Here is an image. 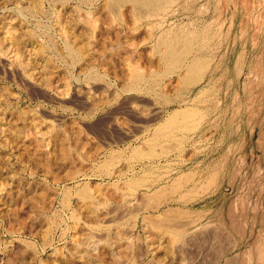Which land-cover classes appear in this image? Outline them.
Wrapping results in <instances>:
<instances>
[{
	"label": "rangeland",
	"instance_id": "obj_1",
	"mask_svg": "<svg viewBox=\"0 0 264 264\" xmlns=\"http://www.w3.org/2000/svg\"><path fill=\"white\" fill-rule=\"evenodd\" d=\"M107 1L0 0V264H264V0H171L141 21ZM180 30L199 37L189 61L210 64L194 87L155 52ZM186 107L195 127L162 138ZM169 211L186 212L184 241L149 226H176Z\"/></svg>",
	"mask_w": 264,
	"mask_h": 264
},
{
	"label": "bare ground",
	"instance_id": "obj_2",
	"mask_svg": "<svg viewBox=\"0 0 264 264\" xmlns=\"http://www.w3.org/2000/svg\"><path fill=\"white\" fill-rule=\"evenodd\" d=\"M87 1H92V0H87ZM123 1V0H122ZM122 1H120V2H122ZM128 1H130V4H132V8H131V12L130 13H132L133 12V14H134V16H133V18H136L137 20H140L141 21V19H145V18H148V17H151V18H155V17H158L159 18V16L162 18H164V16H162L163 14H166L167 12H169V10L171 9L170 7H172V6H168L169 4L171 5V3L173 2V1H171V0H128ZM127 1V2H128ZM175 1V0H174ZM176 1H178V0H176ZM108 2V7H107V9L109 8V9H112L113 11H114V13H115V7L116 8H118L119 9V7H117V3L119 2L118 0H108L107 1ZM126 1H124V3H127ZM174 4V3H173ZM172 4V5H173ZM119 6V5H118ZM117 9V10H118ZM183 9L184 10H186V11H193V10H191V8H189L188 6H184L183 5ZM109 11H111V10H109ZM112 12V11H111ZM127 12V11H126ZM194 12V11H193ZM113 13V14H114ZM162 13V14H161ZM174 13V12H173ZM121 13L119 14V12H117V13H115V15L113 16L114 18H115V20H121ZM168 16H169V13H168ZM112 17V18H113ZM167 17V16H166ZM113 18V19H114ZM150 18V19H151ZM112 19V20H113ZM136 19H135V21H136ZM143 19V20H144ZM147 20V19H146ZM145 20V21H146ZM162 20V19H161ZM139 21V22H140ZM151 21V20H150ZM149 22V21H148ZM138 23V22H137ZM145 23V22H144ZM158 23V22H157ZM189 23V22H188ZM159 25V27H161L163 24L161 23V24H158ZM153 26H155V25H153ZM150 27V26H149ZM148 27V28H149ZM189 27V26H188ZM158 28V27H157ZM186 29V28H185ZM194 29V28H193ZM209 29V28H208ZM210 29H211V27H210ZM154 30H155V28H154ZM184 30V29H183ZM192 30V29H191ZM205 30V29H204ZM182 30H180V32H176L175 34H172V33H170V32H168V31H165L164 33L162 32L161 33V36L157 39V41H155L156 42V44L155 45H157V47L155 48L156 50H155V52H157V54H158V56L160 57V61L164 64V68H165V71H167V72H171V73H176L177 74V77L179 76V77H182V83H183V85L186 87V88H189V87H191V86H193L194 87V85H196V84H198V83H200V82H202L203 81V79L205 78V75L207 74V71L209 70V67H210V64L209 63H206L207 61L205 60V62H204V60L203 59H195V58H193V60L192 61H189V59H188V57L190 56V54L193 52V49H194V45H196V43L199 41H197V38L199 39V37H198V35H196L194 32L195 31H193V32H188V33H184V32H181ZM209 31L210 30H208L207 32L209 33ZM214 31V30H213ZM196 32H198V31H196ZM205 33V32H204ZM208 33H206L207 35H209ZM201 35V34H200ZM205 35V34H204ZM215 34L214 33H212V37L214 36ZM9 36V35H8ZM217 36V35H216ZM215 36V37H216ZM207 37V36H206ZM214 37V38H215ZM201 38H203V36L201 37ZM204 39V38H203ZM207 39H208V37H207ZM207 39H205V41L207 40ZM212 39V38H211ZM211 39H210V41H211ZM202 40V39H201ZM209 40V39H208ZM204 41V40H203ZM204 41V42H205ZM65 42V41H64ZM63 42V43H64ZM204 42H201V44L202 43H204ZM66 43V42H65ZM199 43V42H198ZM197 43V44H198ZM209 43V42H208ZM71 44V43H70ZM67 45V48H68V51H69V53H73V48H71L70 47V45H68V44H66ZM199 46V45H198ZM201 46L202 45H200L199 47H200V49H202L201 51H203V49L205 48H201ZM203 46H204V44H203ZM197 47V45L195 46V48ZM197 49V48H196ZM199 49V48H198ZM197 49V50H198ZM205 50V49H204ZM196 51V50H195ZM200 51V52H201ZM154 52V53H155ZM199 52V51H198ZM69 53H68V55H69ZM74 54V53H73ZM152 54V53H151ZM155 56V55H154ZM192 56H194V54L192 55ZM196 57V56H195ZM204 57V56H203ZM156 58H158V57H156ZM201 58V57H200ZM208 59H210L209 57H208ZM70 60V59H69ZM78 60V59H77ZM71 61V60H70ZM75 62V61H74ZM211 63V62H210ZM134 64V63H133ZM161 65V67H162V64H160ZM134 65H132L131 64V66H129L131 69H130V75H129V79H128V87L129 88H131L130 90H132V89H136L135 91H140V90H142V88L140 89V90H138V88H139V83H142L143 81H144V79L146 78L145 77V75H144V73L143 72H141L140 70H136L135 69V67H133ZM159 69V68H158ZM182 70H186L187 71V73L183 76L182 74H181V71ZM164 71V70H163ZM153 72H154V70H153ZM161 72V71H160ZM159 71L157 72V73H160ZM183 72V71H182ZM150 73V72H149ZM166 73V72H165ZM171 73H170V77H171ZM155 74L156 73H152V76L154 75L155 76ZM161 74H163V73H161ZM166 74H168V73H166ZM150 75H151V73H150ZM150 75H149V79L151 78L150 77ZM160 75V74H159ZM158 75V76H159ZM164 75V74H163ZM153 76V77H154ZM169 76V75H168ZM161 77V76H160ZM164 76H162L161 78H163ZM155 78H156V76H155ZM154 78V79H155ZM158 79H159V77H157ZM160 78V79H161ZM157 80V79H156ZM142 81V82H141ZM176 81H178V80H176ZM146 81H144V83H145ZM154 82H155V80H154ZM163 82V81H162ZM158 83V82H157ZM160 83V82H159ZM182 83H180V85L182 84ZM146 84H149V82L148 83H146ZM150 84H152V83H150ZM156 85V84H155ZM158 85V84H157ZM150 86V85H149ZM126 87V86H125ZM127 87V88H128ZM154 87V86H153ZM156 88H157V86H155ZM159 88V87H158ZM184 88V87H183ZM151 89V88H150ZM154 89V88H153ZM188 90V89H187ZM143 91V90H142ZM150 91V90H149ZM153 91V90H152ZM208 91V90H207ZM206 91V92H207ZM137 92V93H138ZM148 92V91H147ZM151 92V91H150ZM153 92H158V91H153ZM153 92H151V93H153ZM205 92V93H206ZM161 93V92H160ZM179 93V92H178ZM204 93V91H202V92H200V94L201 95H204L203 94ZM147 94V93H146ZM153 94H159V93H153ZM162 94V93H161ZM147 95H149V94H147ZM178 95V94H177ZM164 96H166V94L165 95H163L162 97L164 98ZM175 96V95H174ZM184 95H182V97H183ZM180 96H178V98H179ZM198 97V96H197ZM166 98V97H165ZM168 98V97H167ZM171 98V97H170ZM172 98H174V97H172ZM199 98H200V96H199ZM177 99V98H176ZM175 99V102L177 101V100H179V99H177L176 100ZM180 99H181V97H180ZM156 100V99H155ZM183 100V99H182ZM185 100V99H184ZM196 100H198V99H196ZM196 100H194V101H196ZM165 101H167L166 99H165ZM164 101V102H165ZM174 102V101H173ZM167 103V105H168V102H166ZM182 104V103H181ZM199 105V104H198ZM193 106V105H192ZM194 107V106H193ZM197 108V107H196ZM194 111V109L193 108H190V107H186V108H181V109H176V110H174V111H172L170 114H169V116L167 117V119L165 120V122L160 126V130L158 131V132H160V134H161V137H162V135H164V136H166V135H168V134H172V132L174 131V130H181V129H183L184 131H182V132H185V131H187L188 132V130L190 129V128H192V127H195V126H193V125H195V123H196V121L193 123H189L188 121H190V119H194V116H195V111ZM199 111V110H198ZM204 111V110H203ZM200 113V112H199ZM202 113V112H201ZM193 117V118H192ZM189 119V120H188ZM156 121V120H155ZM198 121V120H197ZM200 122H201V119H200ZM199 123V122H198ZM197 124V123H196ZM157 129H159V128H157ZM157 131V130H156ZM54 132V131H53ZM155 132V131H154ZM191 132V131H190ZM55 133V132H54ZM176 133H177V131H176ZM158 134V133H157ZM182 134V133H181ZM175 135V134H174ZM153 136H155V135H153ZM159 136V134L155 137V138H153V140L154 141H156V142H158V139H157V137ZM170 137H171V140L173 139V138H175L173 135V138H172V136L171 135H169ZM176 136H178V135H176ZM185 136V135H184ZM184 136H182V137H184ZM167 137V136H166ZM151 138V139H152ZM163 138V137H162ZM186 138V137H185ZM151 139H148L149 141L151 140ZM165 139V138H164ZM167 139V138H166ZM166 139H165V141H166ZM170 139V138H169ZM169 139H167V140H169ZM153 140H152V142H153ZM161 140V139H160ZM179 140V139H178ZM147 141V140H146ZM163 141V140H162ZM182 141V140H181ZM167 142V141H166ZM149 143H151V141L149 142ZM146 144V143H145ZM157 144H159V143H157ZM178 144V143H177ZM148 145V144H147ZM171 146V145H170ZM149 147V146H148ZM150 147L151 148H156L155 146L153 147V146H151L150 145ZM174 147V146H173ZM147 148V147H146ZM158 148V147H157ZM140 148H138V150H139ZM164 149H166V148H164ZM137 150V149H136ZM161 150V149H160ZM70 151V150H69ZM141 151V150H140ZM147 151V150H146ZM163 153H164V151L163 150H161ZM149 153H151L150 151H148ZM161 152V153H162ZM157 153H158V150H157ZM136 155H139L140 153H139V151H137L136 153H135ZM148 154V153H147ZM151 154H156V153H151ZM150 154V155H151ZM159 154H160V152H159ZM122 155V154H121ZM133 155H134V153H133ZM149 155V154H148ZM156 155H158V154H156ZM161 155V154H160ZM120 156V155H119ZM140 156V155H139ZM146 156V155H145ZM145 156L143 157L142 155H141V158L143 157V158H145ZM153 156H155V155H153ZM162 156V155H161ZM138 157V156H137ZM118 158V157H117ZM116 158V159H117ZM142 158V159H143ZM152 158V157H151ZM154 158V157H153ZM130 159V158H129ZM139 159V158H138ZM137 159V160H138ZM108 160V159H107ZM118 160V159H117ZM132 160V159H131ZM133 160H135L134 158H133ZM115 161V160H114ZM149 161V160H148ZM113 162V161H112ZM135 162V161H134ZM175 162V161H174ZM106 163H108V162H106ZM169 163H171V162H169ZM138 164V163H137ZM110 165H112V164H110ZM109 164H107V166H110ZM131 165V164H130ZM104 166H105V164L103 165V168H104ZM106 166V167H107ZM168 167V166H167ZM108 168V167H107ZM106 168V169H107ZM171 168V167H170ZM155 169V168H154ZM165 170H167V168L165 169ZM152 171V170H151ZM190 172V171H189ZM159 173H160V171H159ZM187 173V172H186ZM146 174V173H145ZM184 175V174H183ZM149 176V175H148ZM153 176V175H152ZM145 177V176H144ZM161 177V176H160ZM159 177V178H160ZM182 177V176H181ZM179 178V177H178ZM177 178V180H174V183H173V186L170 188V190H172L173 188H174V191H177L178 190V187L180 188L181 186L182 187H184L185 185L183 184V183H186V182H190V180L192 179L191 178V176L190 175H184V177L183 178H179L178 179ZM157 179V178H156ZM162 179V178H161ZM137 181H139V179L137 180ZM137 181H131L130 183H128V185H130V190H136V189H134L133 187L136 185V186H138V182ZM149 182V181H148ZM127 183V182H126ZM138 183V184H137ZM141 183H143L142 181H141ZM144 183H145V180H144ZM187 183V184H188ZM184 185V186H183ZM140 186H142L141 184H140ZM139 186V187H140ZM128 187V186H127ZM139 187H137V188H139ZM167 187H169V186H167ZM81 189H83V188H81ZM81 189H79V190H81ZM85 189H87V188H85ZM140 189V188H139ZM163 189H166V188H163ZM78 190V191H79ZM84 190V189H83ZM67 191V190H66ZM70 191V190H69ZM85 191H87V190H85ZM85 191H83L82 193H81V195H78V196H80L81 197V199H82V201H86V200H92L93 198H90V196H89V194H88V192H85ZM163 191V190H162ZM165 191V190H164ZM160 192L159 194H155L153 197H152V200H151V202H155V205H158V204H160V203H158V202H160V199L161 198H164V196L162 197V195H164V193L165 192ZM129 192V191H128ZM156 193H158V191L156 192ZM134 194V193H133ZM112 195V194H111ZM65 196H66V194H65ZM134 196L136 197V195L134 194ZM183 196V195H182ZM196 196V195H195ZM68 196H66V198H67ZM93 197V196H92ZM131 197V196H130ZM132 197H133V195H132ZM66 198H64V200L66 201ZM84 199V200H83ZM181 199V198H180ZM189 199V198H188ZM68 200V199H67ZM95 200V199H94ZM182 200V199H181ZM147 201H148V199H147ZM190 201V200H189ZM150 202V203H151ZM66 203H67V201H66ZM65 203V204H66ZM93 203V202H92ZM95 204V203H94ZM149 205V204H148ZM149 207V206H148ZM152 208V207H151ZM156 208H157V206H156ZM182 210V209H181ZM174 211V210H173ZM184 211V210H183ZM183 211H175L176 212V215H172V213H174V212H170L171 213V215H167V219H169L170 221H172V223L174 224L175 222V219H176V217H180L181 216V214L183 215V214H186V212L184 213ZM99 212V211H98ZM169 213V214H170ZM168 214V213H167ZM189 214V213H188ZM232 215V214H231ZM122 216V215H121ZM190 216V215H189ZM162 217V216H161ZM185 217V216H184ZM151 218V217H150ZM149 218V219H150ZM177 219H179V218H177ZM174 220V221H173ZM185 220H187V219H185ZM165 221V219L164 220H155V221H153L152 220V218H151V220H149V226L153 229V230H159V231H164L165 232V234L166 233H171V238H170V240L172 239V240H174V241H180V240H183L182 239V236H184V234L182 235L181 233L179 234V233H177V232H180L179 231V227L180 226H178L176 223H175V225L176 226H170V224L169 225H164V222ZM178 222H179V220H178ZM230 222V221H229ZM171 223V224H172ZM102 224V223H101ZM146 224H147V222H146ZM181 224V223H180ZM94 226V225H93ZM98 226V225H97ZM148 226V227H149ZM184 226V225H183ZM181 228H182V225H181ZM185 228V227H184ZM183 228V229H184ZM104 229V228H103ZM151 229V230H152ZM181 230V229H180ZM163 232V233H164ZM184 232V231H183ZM157 233V232H156ZM186 233V232H185ZM181 235V236H180ZM162 237V236H161ZM118 238V237H117ZM120 239V238H119ZM160 239H162V238H160ZM171 240V241H172ZM110 241V240H109ZM173 241V242H174ZM184 241V240H183ZM90 242V241H89ZM175 243V242H174ZM174 243H171V244H174ZM171 246V245H170ZM172 247V246H171ZM257 251L256 252H258L259 250L258 249H256ZM263 251V250H262ZM172 253V252H171ZM67 261V260H66ZM70 262V260L68 261V262H66V264H73V263H69ZM157 262V263H156ZM155 262V264H162V262L163 261H156Z\"/></svg>",
	"mask_w": 264,
	"mask_h": 264
}]
</instances>
